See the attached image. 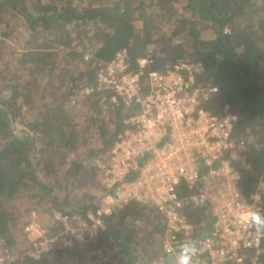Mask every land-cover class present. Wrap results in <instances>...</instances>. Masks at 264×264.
Here are the masks:
<instances>
[{"label":"trees","instance_id":"16d2710c","mask_svg":"<svg viewBox=\"0 0 264 264\" xmlns=\"http://www.w3.org/2000/svg\"><path fill=\"white\" fill-rule=\"evenodd\" d=\"M19 36L23 43L0 49V238L9 252L30 223L24 207L29 215L43 210L88 221L95 211L103 189L92 162L116 143L133 110L113 105L112 93L85 97L79 90L119 51L133 71L151 46L147 72L201 62L198 84L219 88L203 106L239 113L247 164L239 188L247 200L259 193L264 210V0H0V44ZM6 91L10 101L1 96ZM77 184L98 191L82 198ZM103 220L88 243L6 264H74L98 249L108 256L102 264H171L162 248L167 220L156 207L134 201ZM64 229L54 221L47 235ZM262 249L260 264L264 238Z\"/></svg>","mask_w":264,"mask_h":264},{"label":"built area","instance_id":"2783aa9c","mask_svg":"<svg viewBox=\"0 0 264 264\" xmlns=\"http://www.w3.org/2000/svg\"><path fill=\"white\" fill-rule=\"evenodd\" d=\"M152 51L151 46L135 71L126 51H119L99 68L95 83L79 90L85 97L112 93L113 105L133 113L112 148L92 162L103 192L95 211L88 213L89 221L55 212L53 219L62 223L64 231L36 238L31 257L38 259L58 246L90 242L105 227V216L118 214L135 201L165 215L162 248L165 243L174 246L193 239L203 248L195 264H246L247 260L260 264L264 234L237 219L247 207L264 211L259 193L247 200L239 188V168L247 166L246 142L236 127L239 113L228 106L219 114L204 108L219 88L198 84L201 62L179 60L147 72L154 61ZM32 228L29 225L27 230ZM107 257L101 249L92 250L74 264H102ZM11 261L0 238V264Z\"/></svg>","mask_w":264,"mask_h":264},{"label":"rangeland","instance_id":"374dc122","mask_svg":"<svg viewBox=\"0 0 264 264\" xmlns=\"http://www.w3.org/2000/svg\"><path fill=\"white\" fill-rule=\"evenodd\" d=\"M23 40H25L23 36H19L18 38H16V40H12V39L5 41L2 40L1 42L2 45L0 44V49L2 48V50H4L5 53L8 50V48L16 47L21 43H23ZM1 96L9 101L12 98L9 91L3 92ZM104 114L108 116L109 112L105 110ZM84 151H86L85 147L82 148V153H85ZM94 184L96 185V183ZM77 186L78 187L76 191L78 192V196L82 198H87L90 192L91 194H96L98 191V189L93 191L92 189H90L89 186L85 184H81V185L77 184ZM261 189L264 190V185H262ZM24 209H26V207L23 208V212H22L23 220H25L26 218H28V220L30 219V223L28 224V226L33 225V228L28 231L27 230L28 226H26L25 229L17 232L19 238L18 245L16 249L13 250V252H10L11 259H17L23 257L24 255H29L32 242L36 238H39L43 235H47L49 233V225L52 222H54L52 215L43 210H37L35 212L33 211L29 215L26 214Z\"/></svg>","mask_w":264,"mask_h":264},{"label":"clouds","instance_id":"9594fccd","mask_svg":"<svg viewBox=\"0 0 264 264\" xmlns=\"http://www.w3.org/2000/svg\"><path fill=\"white\" fill-rule=\"evenodd\" d=\"M246 228L253 229L256 233L264 234V211L247 207L242 210V214L237 218ZM203 248L196 240L184 239L174 246L165 243L163 252L171 257V264H195V260ZM153 264H165L163 258Z\"/></svg>","mask_w":264,"mask_h":264}]
</instances>
